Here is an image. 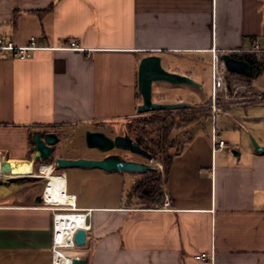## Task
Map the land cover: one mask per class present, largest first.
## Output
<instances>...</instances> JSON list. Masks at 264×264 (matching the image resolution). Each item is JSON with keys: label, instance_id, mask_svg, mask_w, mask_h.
I'll use <instances>...</instances> for the list:
<instances>
[{"label": "crops", "instance_id": "1", "mask_svg": "<svg viewBox=\"0 0 264 264\" xmlns=\"http://www.w3.org/2000/svg\"><path fill=\"white\" fill-rule=\"evenodd\" d=\"M0 35L39 45L27 58H0V264H53L60 210L37 200L46 179L30 174L52 160L34 158L35 134L57 133L54 157H98L70 153L64 128L115 131L139 112V63L149 54L198 83L156 81L153 100L169 90L170 103L209 114L178 136L161 205L131 204L124 190L95 201L125 173L61 169L78 210H91L86 243L62 252L84 264H264V152L250 139L264 145V83L226 71L220 100L213 75L215 54L264 63V0H0ZM228 76L253 79L255 99L235 101ZM213 130L228 148L213 147Z\"/></svg>", "mask_w": 264, "mask_h": 264}, {"label": "water", "instance_id": "2", "mask_svg": "<svg viewBox=\"0 0 264 264\" xmlns=\"http://www.w3.org/2000/svg\"><path fill=\"white\" fill-rule=\"evenodd\" d=\"M220 59L224 62L227 71L241 74H252L253 65L247 59L235 56L232 53H221ZM156 81H167L170 83H186L195 84L188 75H183L177 72L170 71L162 65L161 56L158 54H149L144 56L138 69V90L143 97L142 103L138 105V111L150 112L158 110H176L186 108L189 103L180 101L173 103H163L154 101L152 98L153 83ZM35 149L37 154L36 160H53L57 168L65 169L68 167H97L109 172H136L142 173L149 170H155L156 165L151 162L154 160V155L148 150L141 147L135 139L128 134L116 135L111 137L101 130H87L85 133L86 144L89 148H96L106 152L115 147L129 149L132 152L141 154L146 157L147 161L127 160L121 155L110 154L102 158L92 157H54V145L58 142V135L55 132H47L41 134L37 132L34 136ZM252 143L258 151L264 152V145H261L253 136ZM237 155L238 151L233 150ZM42 195H38L37 200L41 202ZM88 231L80 227L77 229L74 240L77 245L86 243ZM75 264H84L85 260L79 257L74 258Z\"/></svg>", "mask_w": 264, "mask_h": 264}, {"label": "rangeland", "instance_id": "3", "mask_svg": "<svg viewBox=\"0 0 264 264\" xmlns=\"http://www.w3.org/2000/svg\"><path fill=\"white\" fill-rule=\"evenodd\" d=\"M211 66V64H209V67ZM264 74V70L261 69L256 76H258L259 79V83L262 85V83H264V78L260 79L259 75H263ZM228 84H229V88H230V93L233 97H236L235 101L238 99V101H242L244 100H252L253 98L255 99V95H252L250 92H254L255 87L252 86V83L254 82L253 79H246V78H242V77H237V78H232V76H228ZM156 85V84H155ZM172 92L173 91H166V94L164 97L166 99H163V103H170L171 101V97H172ZM175 92V91H174ZM218 92V91H217ZM219 96H220V100H222L221 97V92H218ZM227 98V95H225ZM248 97V99H245L246 97ZM163 97V98H164ZM153 99H156V94L152 96ZM226 98H223V100H225ZM220 102V101H219ZM180 109H184V108H180ZM179 109V110H180ZM178 110V109H176ZM171 111H175V110H171ZM189 112L188 115H193V112L191 113V111H187ZM156 113V111H150V112H143V113H139L137 112L133 117H130L128 119L122 120L119 123V127H117L115 129L114 132H124V131H130L131 135L132 133L135 134V129L137 127L143 126L144 123L142 120H144L145 118H149L151 115L153 116ZM209 112H205L203 114L200 115L201 116H206L208 115ZM222 114V113H221ZM190 117V118H191ZM199 117V118H200ZM188 118L187 120H181L178 121L176 127L172 130L170 136H169V144L172 145L170 149H167V153L169 154H173L175 153L176 150H178L177 148L179 147L178 145L180 144L178 141V136L184 132L185 128H187V126L189 125L190 122H193L192 119ZM193 118V117H192ZM209 120L207 121L208 127H210V122L211 119L210 117H208ZM178 120V119H177ZM93 125V124H92ZM92 125H90L92 127ZM83 127L81 126H68L64 128L65 134L68 136L67 141L64 142L65 146L70 147L68 150L70 151V153H75L73 151L76 152H82V154H86V155H96L98 157H94V158H101V156L103 155V153H99L98 151L91 149L87 146L86 144V140H85V134L83 133ZM220 137V135H219ZM227 138H229L227 136ZM251 139V136H250ZM228 140V139H227ZM252 141V140H251ZM232 148L237 149V146H233ZM116 151V150H115ZM117 152V151H116ZM128 155L130 157H132L134 160H140V161H147V159L142 156H138L137 154H132V153H128ZM163 155L164 153H160L158 154V156H154V160L151 162L152 164L156 165V171L157 174L155 175V178L159 179V184L162 187V191H164V170H165V165L163 162ZM53 161V160H52ZM38 165V164H37ZM39 166V165H38ZM34 172L35 171L33 169ZM61 169L57 168L56 169V173H60ZM125 174V183H112L110 185L107 186V188H102V191H100L99 193H97L96 195H94V200L95 201H115L119 198V196L121 195V192H123L126 195H129V203L131 204H142V203H148V201L150 200H146V198L142 195V190L139 189L138 192H132V188L135 184L136 181L133 182L132 184V179L130 176V173L124 172ZM135 173L136 177L138 180L141 179L143 176L146 175V172H142V173ZM117 175H121V172H117ZM135 180V179H134ZM45 186V181L42 182V187ZM132 193V194H131ZM158 194H156L155 197H157ZM64 209V208H61ZM77 245V244H76ZM75 245V246H76Z\"/></svg>", "mask_w": 264, "mask_h": 264}, {"label": "trees", "instance_id": "4", "mask_svg": "<svg viewBox=\"0 0 264 264\" xmlns=\"http://www.w3.org/2000/svg\"><path fill=\"white\" fill-rule=\"evenodd\" d=\"M261 58V60H263ZM249 62L253 65V74L256 75L263 67L264 63L257 61L254 58H249ZM193 112V115H188L189 112ZM208 112L207 109H178L175 111L171 110H158L156 113L149 118H145L143 121L144 125L135 129V134L132 133V137L135 141L144 149L151 152L155 157L160 153H164L163 162L165 165L164 170V181L166 180L170 167L172 164L173 154L167 153V149H170L172 145L169 144V136L172 130L181 120H187L188 118L192 121L199 119L200 115ZM178 119V120H177ZM146 175L141 179L137 180L132 188V192H138L142 190V195L146 198L148 207H155L163 204L164 202V191L159 184V179L155 178L157 174L156 170L145 171ZM132 194V193H131ZM156 194H158L157 197ZM130 195V194H129ZM128 195V196H129ZM155 205V206H154Z\"/></svg>", "mask_w": 264, "mask_h": 264}, {"label": "bare ground", "instance_id": "5", "mask_svg": "<svg viewBox=\"0 0 264 264\" xmlns=\"http://www.w3.org/2000/svg\"><path fill=\"white\" fill-rule=\"evenodd\" d=\"M40 169L32 176H42L46 179L45 200L57 205H75L71 208H64L57 211L55 228L57 246L74 245V235L78 228L88 227L86 211L78 210L76 197L69 195L66 191V174L54 172V167L51 162L42 161L39 164ZM58 208V209H59ZM67 209V210H66ZM65 262V263H63ZM73 262V259L63 253L62 264Z\"/></svg>", "mask_w": 264, "mask_h": 264}, {"label": "built area", "instance_id": "6", "mask_svg": "<svg viewBox=\"0 0 264 264\" xmlns=\"http://www.w3.org/2000/svg\"><path fill=\"white\" fill-rule=\"evenodd\" d=\"M69 47L71 48H76V49H82L81 47H79L77 45L76 41H71L69 44ZM39 48V45L37 43V40L35 37H32V39H30L29 43L26 45H17L15 44L11 39H5L4 37H2L0 35V58H6L9 55H13L16 57H20V58H27L30 56L31 52L35 49ZM257 48V47H256ZM260 50V49H259ZM214 64H213V75H214V97H216V90L218 92L221 91V80L223 78V75L225 74V72L227 71L224 62L220 59V55L215 54L214 55V60H213ZM216 104L213 103V109L216 110ZM212 141H213V147L215 149H224V148H228V143L226 140L219 138L216 134V131L213 130L212 133ZM52 165L54 167V172H56V165L55 163L52 162ZM46 189V188H45ZM44 189V191H45ZM43 191L42 197L45 201V192ZM67 191V190H66ZM72 195V194H69ZM75 196V195H74ZM169 202H166V205H168ZM58 208L60 206V208H62L61 206H63L64 208H71L74 207L75 205H57ZM59 208V210H60ZM67 210V209H66ZM87 213V217L88 215L91 213V210L86 211ZM56 213H55V221H56ZM88 222V227H83L85 228L87 231L91 229V223L88 221V219L86 220ZM56 240V228H55V235H54V246H53V264H62L60 262H62V258H63V252L61 250V248L64 247H72L76 245V242L74 240L73 244L74 245H65V246H57L55 243ZM78 257V256H75ZM75 257H70L71 260L73 259L74 262V258ZM211 255L207 254V253H201L196 255V259L203 261L206 259H210ZM73 262L67 263V264H73ZM65 263V262H63Z\"/></svg>", "mask_w": 264, "mask_h": 264}, {"label": "flooded vegetation", "instance_id": "7", "mask_svg": "<svg viewBox=\"0 0 264 264\" xmlns=\"http://www.w3.org/2000/svg\"><path fill=\"white\" fill-rule=\"evenodd\" d=\"M101 130H103L107 135H109V136H111V137H115L116 135H119V134H121V135L128 134L129 136L132 137L130 131L114 132V130L111 129V128H105V129H101ZM132 138H133V137H132ZM133 139H134V138H133ZM91 149H94V150L98 151L100 154L103 153V155L101 156V158H102V157H105V156H107V155H110V154H117V155H121L122 157H124V158L127 159V160H134L132 157H130V156L128 155V153L137 154L138 156H142L143 158L145 157V156H143V155H141V154H138V153L132 152V151L129 150V149H123V148H118V147H115V148H113V149H111V150H109V151H106V152L100 151V150H98V149H96V148H91ZM115 150H116L117 152H116ZM145 158H146V157H145ZM139 161H140V160H139ZM143 161H144V160H143ZM124 172H126V171H124Z\"/></svg>", "mask_w": 264, "mask_h": 264}]
</instances>
